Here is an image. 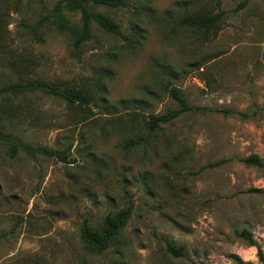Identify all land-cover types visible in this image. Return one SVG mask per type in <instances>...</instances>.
<instances>
[{
    "label": "rangeland",
    "instance_id": "1",
    "mask_svg": "<svg viewBox=\"0 0 264 264\" xmlns=\"http://www.w3.org/2000/svg\"><path fill=\"white\" fill-rule=\"evenodd\" d=\"M59 1L0 0V87L39 79L89 95L0 96L3 132L68 155L12 156L0 142V264H264V0L88 3L124 38L91 20L77 49L82 16L54 13ZM218 12L207 33L182 25ZM172 87L200 110L150 130L178 108ZM128 207L107 250L81 240L84 222L100 230Z\"/></svg>",
    "mask_w": 264,
    "mask_h": 264
},
{
    "label": "trees",
    "instance_id": "2",
    "mask_svg": "<svg viewBox=\"0 0 264 264\" xmlns=\"http://www.w3.org/2000/svg\"><path fill=\"white\" fill-rule=\"evenodd\" d=\"M93 3L96 5H103L111 8H125L128 6L124 0H60L55 6L53 12H59L61 7L69 11H79L82 16V26L79 34L75 38L74 47L77 49L84 42L90 40V21L94 20L98 26H100L105 32L118 38H124L123 32L119 25L114 23L108 17L99 14H92L87 9V4ZM246 4L243 1L239 4L238 8H242ZM223 12H218L214 15H197L193 17H185L182 20V25L189 28L200 29L203 32H209L215 27L222 19ZM27 91H40L51 96H57L65 100L68 105H89V95L87 92L65 87L60 88L55 84L44 82L39 79L28 80L26 82H18L0 87V96L7 94H16ZM171 98L178 104V108L173 111L166 112L161 115L150 116L149 129L153 130L158 125L166 124L174 119L178 118L182 114L198 112L199 108H194L188 105L186 100L179 94L178 90L174 87L170 90ZM0 142L6 143L11 147V155L14 156L19 151H26L29 154L39 153L47 157L54 158L61 163H67L68 155L66 151L49 150V149H37L34 150L28 145L22 143L19 139L15 138L11 134L5 133L0 129ZM246 164L261 166V161L257 156H250L244 159ZM131 208L128 207L114 215H107L103 220V226L100 230H94L90 228L86 222L82 224L80 229L81 240L91 249L98 253H101L109 248L114 242L122 229L125 227L127 221L130 218ZM240 237L251 242V235L247 231L239 233ZM169 252L178 256L179 252L169 248ZM238 264H243L240 259L233 257Z\"/></svg>",
    "mask_w": 264,
    "mask_h": 264
}]
</instances>
